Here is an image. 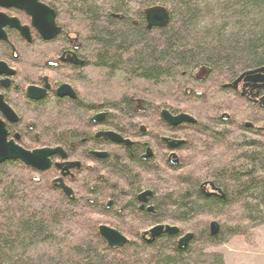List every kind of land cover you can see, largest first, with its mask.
Here are the masks:
<instances>
[{
  "label": "trees",
  "instance_id": "16d2710c",
  "mask_svg": "<svg viewBox=\"0 0 264 264\" xmlns=\"http://www.w3.org/2000/svg\"><path fill=\"white\" fill-rule=\"evenodd\" d=\"M48 1L57 11L59 25L79 36L93 76L87 85L90 96L117 114L134 112L124 101L131 95L163 108L166 104L173 112L203 110L214 98L198 100L185 90L196 85L193 76L199 71L207 76L204 83L217 88L244 72L264 68V0ZM155 6L163 7L169 20L162 29L147 30L144 11ZM27 46L25 58L39 59L38 47ZM7 52L1 43L0 58ZM79 105L75 101L63 110L53 101L28 102L23 125L40 133L33 147L53 146L61 126L81 120ZM241 108L234 102L232 114L237 120L221 124L223 129L241 135L248 132L243 123L252 122L255 115L249 114L252 109ZM241 140L230 144V153L214 159V180L223 190L224 200L200 194L197 182L209 168L199 164L183 173L170 168L159 185H149L148 180L137 183V172L133 177L120 161L108 164L106 160L108 166L102 170L107 176L111 173L110 181L117 185L107 177L100 179L98 173H89L82 179L80 192L70 200L51 183V172L38 173L19 162L1 163L0 264H224L220 254L207 248L264 225V144ZM144 165L137 161V171H143L139 178L149 179L155 172L149 173ZM207 172L211 174L210 169ZM144 187L151 188L154 199L161 197L156 200L160 209L150 215L139 211L128 215L122 221L133 217L132 231H121V224L109 223L121 221L115 207L120 201L115 197L118 191L127 190L125 197L132 201V195ZM164 211L166 215L158 216ZM230 212L234 217H229ZM215 216L226 219L221 226L217 224L218 232L211 237L209 228L198 226V221ZM151 221L150 226L180 224L193 238L179 249L177 239L184 231L179 229L175 236L163 235L149 243L142 239L141 231ZM101 224L118 230L128 242L120 248L107 246L97 232Z\"/></svg>",
  "mask_w": 264,
  "mask_h": 264
},
{
  "label": "flooded vegetation",
  "instance_id": "af4514ba",
  "mask_svg": "<svg viewBox=\"0 0 264 264\" xmlns=\"http://www.w3.org/2000/svg\"><path fill=\"white\" fill-rule=\"evenodd\" d=\"M36 1L53 11L55 15L56 33L49 40H44L39 35L32 26L31 18L24 11L0 7V15L16 20L19 27L28 29L30 39L27 42L17 29L8 24L3 26L0 23V32L5 38L0 39V44L6 45L9 51L7 56L0 58V64H4L13 72V75L10 76L0 75V96L17 118L15 123H8L0 115V118L5 121L8 140L15 139L17 136V140H14L15 143L26 151L59 148L64 158L57 155L50 158L52 164L48 170L52 173L50 181L58 188L57 181L61 180L62 184L70 191L69 196L63 195L70 200H73L80 192L82 179H87L89 173H93L91 175L98 173L100 179L107 177L112 185L116 183L110 181L113 176L111 173L107 176L102 170L108 166L104 163L106 160H109L108 164L115 160L120 161V165L127 167L133 177H136L137 172V183L141 180H148L149 185H159L158 182L165 180L170 168L178 169V172L183 173L199 164L200 168L211 170L209 175L207 172L209 169H207L197 182L200 194L206 199L224 200L223 190L217 187L218 183L214 180L216 177L214 175L216 169L214 159L217 155L230 153V144H234L235 140H240L242 143L241 139H245L250 143L264 144V108L260 105L264 99V83L253 85L245 83L243 80L237 81L241 75L246 73L244 72L233 81L220 84L215 88L212 87L213 84L204 83L207 76L204 71H199L193 76L196 85H191L185 90H189V94L198 100L205 99L206 96L214 98L213 103L203 110L199 109L189 114L173 112L168 109L169 107L166 108V104L163 108V106L152 105L149 102L145 103L131 95L124 101L130 103L133 113L111 112L105 109L106 104L102 100L90 96L87 86L90 79V67L82 55L84 51L79 36L66 32L64 27L59 25L57 11L48 0ZM30 44L38 47L36 51L40 55L39 59L28 60L25 58L27 45ZM259 76L264 77V73ZM193 86L197 89L192 88ZM28 88L36 90L32 92V95L37 99L27 97ZM19 91L20 93H18ZM17 94H21L20 101ZM222 97H226V99ZM47 100L59 103L63 110L70 109L72 103L78 101L81 120H71L67 125L61 126L62 129L55 132L53 146L33 147L37 145L40 133L31 131L29 124L23 125L27 121L25 116L28 112L27 104L28 102L40 103ZM124 101L122 100L119 104L122 111L125 108ZM234 102H238L243 107V109L241 108L243 111L252 109L249 114L255 115L252 122L243 123L244 127L248 129V132H244L243 135L228 127L223 129L221 125L223 123L231 124L237 120V118H233L232 114ZM139 111L141 113H137ZM163 111H166L171 117L187 115L193 119V123L172 126L162 117ZM113 117H116L115 121L112 120ZM60 125L57 123V126ZM107 133L117 136L122 142H115L113 137H106ZM216 135L224 136V138L214 137ZM177 142H180V145L170 150L168 145ZM137 161L144 163V166L149 169V173L154 171L155 174H149V179H140L139 176L143 175V171H137ZM58 189L60 190V188ZM144 192H149L150 195L146 197L145 202L141 203L137 197ZM126 194L127 190L122 188L115 195L117 200H120L118 206L115 205L117 213H121L119 214L120 223L114 220L109 223L121 224L124 226V228L121 226V231H132L135 224L132 220L133 217L130 221L122 220L138 211L149 213V215L154 213L161 207L156 204V200L161 197L158 196L157 199H154L155 195L150 187L142 188L135 196L131 194L132 201L130 197H125ZM107 202L110 206L111 201ZM166 213L164 211L162 215L158 216L166 215ZM152 223L153 221L149 222V227L142 230L141 235L156 226H170L166 223L150 226ZM102 225L112 228L109 225ZM175 228L178 230V234L179 228ZM163 235L165 234H161L155 239Z\"/></svg>",
  "mask_w": 264,
  "mask_h": 264
},
{
  "label": "water",
  "instance_id": "95a60500",
  "mask_svg": "<svg viewBox=\"0 0 264 264\" xmlns=\"http://www.w3.org/2000/svg\"><path fill=\"white\" fill-rule=\"evenodd\" d=\"M0 7L15 8L24 11L26 15L31 18L32 26L44 40L51 39L54 33H56V29L54 28L55 15L53 11L38 4L36 0H0ZM168 20V13L163 7L155 6L144 11V21L147 30L162 29L167 25ZM0 23L3 24V26L8 24L10 27H14L20 32L21 36H23L27 42L30 41L28 29L19 27L16 20L7 19L6 17L0 15ZM0 39H5L2 32H0ZM262 73H264V68L248 71L241 75L237 81L243 80L245 83H251L253 85L264 83V77L259 76V74L261 75ZM1 74L10 76L13 75V72L10 71L4 64H0V75ZM33 91L36 90L32 88L27 89V97L29 99H37L34 95H32ZM260 105L264 108V99H262ZM0 115L8 123H15L17 121L15 114L3 102L2 96H0ZM162 117L172 126L181 123H193V119L187 115L171 117L166 111H163ZM5 121L0 118V164L8 161L19 162L37 172L43 173L51 168L52 164L50 158L52 156L57 155L64 158V155L59 148H43L26 151L15 143L14 140H17V136H15V139L8 140V134L5 129ZM105 136L113 137L115 142H122L121 139L113 134L107 133ZM124 143L127 144V142ZM179 145L180 142L170 143L168 147L170 150H173ZM57 182L59 183L58 188H60L63 194H65V196H69V189L62 184L61 180H58ZM149 195V192H144L140 194L137 199L139 202L143 203ZM97 232L109 247L120 248L128 242V240L121 233L107 226L98 227ZM177 232L178 230L172 226H156L143 233L141 237L147 242H150L159 237L161 234L170 236L177 234ZM209 232L211 237L215 236L218 232V225L214 222L211 223ZM192 238L193 235L190 233L184 235L182 238L177 240V247L179 249L185 248Z\"/></svg>",
  "mask_w": 264,
  "mask_h": 264
},
{
  "label": "rangeland",
  "instance_id": "374dc122",
  "mask_svg": "<svg viewBox=\"0 0 264 264\" xmlns=\"http://www.w3.org/2000/svg\"><path fill=\"white\" fill-rule=\"evenodd\" d=\"M92 77L90 73V78ZM192 88L197 89L195 86ZM230 215L234 217L235 214L230 212L229 217ZM100 219L101 218H99V222L103 223ZM225 219H221L217 216L204 218L198 221V226L202 227L206 225L208 229L213 222L221 226ZM170 226L184 230L178 239L189 234L187 231L188 229H186V227L181 228L180 224L173 223ZM250 231L251 232L242 233V235L226 238L223 243L212 248L208 247L207 251L220 254L223 257L224 264H264V225L254 227Z\"/></svg>",
  "mask_w": 264,
  "mask_h": 264
},
{
  "label": "bare ground",
  "instance_id": "6f19581e",
  "mask_svg": "<svg viewBox=\"0 0 264 264\" xmlns=\"http://www.w3.org/2000/svg\"><path fill=\"white\" fill-rule=\"evenodd\" d=\"M25 166V165H24ZM101 226H103V225H101ZM100 227V226H99ZM152 241H154V240H152ZM152 241H150V242H152Z\"/></svg>",
  "mask_w": 264,
  "mask_h": 264
}]
</instances>
